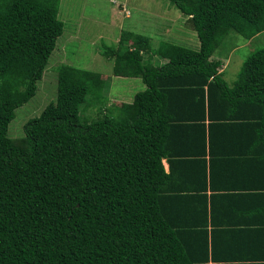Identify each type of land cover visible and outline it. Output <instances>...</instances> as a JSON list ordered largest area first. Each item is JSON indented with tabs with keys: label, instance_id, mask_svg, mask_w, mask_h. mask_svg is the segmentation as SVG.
<instances>
[{
	"label": "trees",
	"instance_id": "trees-1",
	"mask_svg": "<svg viewBox=\"0 0 264 264\" xmlns=\"http://www.w3.org/2000/svg\"><path fill=\"white\" fill-rule=\"evenodd\" d=\"M165 1L196 49L121 28L100 56L143 85L129 104L80 121L100 80L57 66L54 102L9 138L62 22L59 0H0V264H229L216 262L205 193L227 165L264 176V43L230 85L211 58L264 32V0Z\"/></svg>",
	"mask_w": 264,
	"mask_h": 264
},
{
	"label": "rangeland",
	"instance_id": "rangeland-1",
	"mask_svg": "<svg viewBox=\"0 0 264 264\" xmlns=\"http://www.w3.org/2000/svg\"><path fill=\"white\" fill-rule=\"evenodd\" d=\"M167 4L165 0H59L57 18L62 22V33L56 39L55 49L50 54L40 79L35 83L36 91L34 96L26 104L15 110L14 118L7 126L8 137H19L22 133L21 127L23 123L29 118L38 116L47 104L54 102L56 88L55 68L57 66L67 65L75 67L89 72L87 77L96 76L97 80L104 81L103 76H109L110 73L106 74L104 72L106 63L104 64L103 60L101 62L100 52L103 51V46L114 45L121 28L130 29L135 34L148 37L153 47L161 40H165V38L167 41L173 38L172 44L193 50V46L196 44L194 32L190 29V25L187 22L173 16V14H178L177 11L169 7V5L168 8L170 9L165 10ZM122 8L129 11L128 17L127 13L121 15ZM164 19L169 20L170 25ZM183 19L186 20L185 18ZM166 27L170 29L169 32L165 29ZM183 31L187 37H182L183 39L178 40L177 33ZM172 32L175 34H170ZM263 43L264 32L249 46L239 36H236L234 44L233 41L226 43L225 40L220 43L223 51L219 49V52H222V54L236 46L231 51L229 66L219 68L224 70L223 75L228 85L239 71L242 61L250 51L260 47V44ZM157 61V59L153 60L155 64H157ZM159 61L161 62L160 59ZM96 74H100V76ZM130 82H135L137 87H131ZM120 85H124L123 89L126 90L127 88V93L132 95L141 91L142 87L140 86H143L140 81L114 77L111 81H107V86L112 88L116 94L122 89L119 88ZM104 89L105 87L102 88L101 96L105 98V102L101 109L96 101L98 92L95 91L93 94L92 90H90L86 96L87 102L85 106H83L84 104L81 106L80 121L81 119L85 121L98 119L103 114H108V111H110L109 114H112L113 98L106 96V92L103 93Z\"/></svg>",
	"mask_w": 264,
	"mask_h": 264
},
{
	"label": "crops",
	"instance_id": "crops-1",
	"mask_svg": "<svg viewBox=\"0 0 264 264\" xmlns=\"http://www.w3.org/2000/svg\"><path fill=\"white\" fill-rule=\"evenodd\" d=\"M182 37L186 38L187 35L177 33L178 40L183 39ZM196 47L197 44L193 46L194 49ZM233 49L222 54L220 58L215 57V59L220 60L221 64L224 63L220 67L229 66ZM154 59L158 60L157 64L163 62V60L160 62L157 57ZM218 71L222 72V77L226 81L223 75L224 70L218 69ZM98 75L100 76V74ZM112 79V76L106 75L103 76L104 81L98 82L96 89L98 98L105 102V98L101 96L102 88L105 87L103 93L106 92V96L113 98L112 104L117 107L129 104L130 96L128 94L130 93H127V88L126 90L123 89L124 85H120L119 88L122 89L118 94L107 86V81ZM128 80L138 81L136 79ZM130 84L131 87H137L135 82H130ZM140 87L144 88L143 86ZM162 165L164 172H167V165L164 160H162ZM224 169L226 175L218 174L213 182V188L210 189L211 191L207 189L205 193L208 218H211L213 222L211 230L213 236L211 237L209 233V239H213L217 248L216 257L218 259L214 261L229 264H258L261 259H264V176H259V170L254 171L253 169L252 172L257 174L254 177L243 167L235 169L227 165Z\"/></svg>",
	"mask_w": 264,
	"mask_h": 264
},
{
	"label": "clouds",
	"instance_id": "clouds-1",
	"mask_svg": "<svg viewBox=\"0 0 264 264\" xmlns=\"http://www.w3.org/2000/svg\"><path fill=\"white\" fill-rule=\"evenodd\" d=\"M124 13H127V17L129 16V11L124 10V8L121 9V15H124Z\"/></svg>",
	"mask_w": 264,
	"mask_h": 264
}]
</instances>
